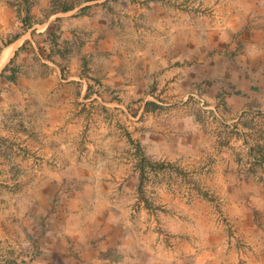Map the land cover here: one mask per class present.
<instances>
[{
    "label": "crops",
    "instance_id": "0c3cea01",
    "mask_svg": "<svg viewBox=\"0 0 264 264\" xmlns=\"http://www.w3.org/2000/svg\"><path fill=\"white\" fill-rule=\"evenodd\" d=\"M110 4L98 0L58 10L44 22L43 30L31 29L46 37L44 62L51 66L49 78L32 79L35 94L41 98L39 109L49 122L56 117L55 128L61 134L68 132L66 142H74L64 147V157L54 159L68 175L52 178L58 196L67 199L65 210L73 202L75 212H69L64 239L58 231L59 237L53 239L50 253L44 254L40 264H141L143 256L163 263L166 260L156 259L163 253L194 256L199 262L203 257L210 264H237L244 258L250 264H264V168L257 164L256 152L251 153L264 146V95L253 92V85L264 76V5L257 12L251 7L249 11L254 13L248 15V23L231 29L233 33L244 26L250 28L239 37L248 46V57L254 59L237 67L247 77L241 80L237 75V93L226 99L227 105L223 103L225 115L221 109L214 112L222 114L213 115L219 128L212 127L211 121L203 125L189 110L159 115L144 104L136 117L126 112L128 139H117L116 126L104 119L103 125L86 130V118L115 106L116 99L153 101L143 87L155 79V70L161 85L196 87L208 80L205 85L210 89L217 65L214 61L200 63L198 49H187L183 39L177 41L172 66L169 46L159 48L162 56L157 48L134 47L122 32L126 14L111 13ZM51 6V0H37L32 14L42 17L41 11L47 12ZM137 17L132 21H138ZM177 30L185 31L184 25ZM210 31L213 33L212 27ZM214 56L205 52L203 59ZM158 62L161 67L154 66ZM189 96L177 94L181 101ZM191 96L198 98L197 94ZM247 112L259 122L254 128L244 124ZM173 114L180 117L178 121L171 119ZM254 130L258 132L250 133ZM98 133L103 134L102 140L94 138ZM143 156L150 166H161L149 189L152 196L166 197L163 203L173 215L166 218L167 236L161 239L154 237L153 222L152 226L148 221L140 223L139 229L137 212L131 211L137 198L138 167L140 172L145 170ZM184 195L192 197L190 203ZM70 221L75 225L70 226Z\"/></svg>",
    "mask_w": 264,
    "mask_h": 264
},
{
    "label": "rangeland",
    "instance_id": "374dc122",
    "mask_svg": "<svg viewBox=\"0 0 264 264\" xmlns=\"http://www.w3.org/2000/svg\"><path fill=\"white\" fill-rule=\"evenodd\" d=\"M90 1L98 0H51V9L47 12L42 10L40 13L42 17L39 15L35 18L32 11L37 0H0V60L6 50L16 48L9 59L0 63V75L9 65L4 77L0 76V264L42 263L44 254H49L51 251L50 245L53 244V239L59 237L58 231L63 233L62 238L64 239L69 212H75L72 208V206L74 207L73 202H68V210H65L67 199L58 196L56 183L52 178L57 175H68L63 166L55 164L54 159L64 157L66 154L64 147L74 142H66L68 137L66 138L65 134L68 132L61 134L55 128L56 125L53 122L57 120L56 117L49 122V118L39 109L41 98L39 94H35L37 86L34 85L32 79L50 76L51 66L44 62L47 61L48 55L46 37L31 29L33 27L36 30H43L44 22L56 11L80 6ZM107 1L111 3L109 6L111 13L126 14L124 16L126 18L123 19L124 31L122 30V32L127 33L124 34V37L127 36L134 47L159 49L169 46L171 48L170 65L172 66L173 60L176 58L177 41L183 39L186 41L187 49H198V54L202 55L201 58L197 57L200 63L214 61L217 65V74L215 72L212 74L215 76L211 78L212 88L210 87V89L205 85V83H210L208 80L200 82L199 85L196 84V87L178 88L161 85L160 80L156 78V75L160 73L155 70V79L148 86L143 87L145 93H149L153 97V101L150 99V102L145 103L144 101H124V98L116 99L115 106H108L107 111H99L97 116L86 118V130H90L93 125H103L105 119L110 126L114 125L118 128L117 136L115 135L117 139L122 136L128 139V125L124 120V115L128 112L133 117L138 116L144 104H147L146 107L149 110L158 111L159 115L163 112L170 114L174 111L189 110L194 112L197 120L203 125L211 121L212 127H216L215 120L218 115L222 114L216 115L214 112L221 109V112L225 113L226 99L237 93L234 86L237 75L241 80L247 77V75L243 76L242 71L237 70V67H240L245 61L246 64H251L254 59L253 56L248 57L246 53L248 46L243 45L242 43L246 42H243L239 37L250 28L244 26L245 28L233 33L231 29L233 25L241 27L244 25L243 23H248L250 18L248 15L254 13L251 12L252 10L257 12L259 7H263L264 0ZM27 6L31 11L28 22H25ZM251 7L253 8L249 11ZM136 15L143 17L138 18ZM133 17H137L138 21H135L136 19L132 21ZM257 17L256 15L255 18ZM35 25L37 26L35 27ZM178 25H184L185 31L179 33ZM210 27H212L213 33L210 31ZM213 28H216L217 32ZM139 30L143 31L139 33ZM162 36L167 38H161ZM235 41L236 44H234ZM21 42L23 47L16 56L15 52ZM157 49L155 51L161 52L160 49ZM205 52L215 54V59L213 57L203 59ZM163 53L159 55L162 56ZM147 54L150 58V54ZM12 60L13 63L10 64ZM155 65L161 67L160 62ZM154 68L156 69V67ZM12 76H16L14 82L8 79ZM179 92L183 96L184 94L190 96L186 101L178 100ZM253 92L264 95V76L261 82L258 80L253 85ZM191 94H197L198 98ZM202 96H207L210 100H206ZM209 110L211 113H208ZM213 115L216 118H213ZM141 116L143 117V115ZM173 116L171 119L174 121H178L180 118L177 117V114H173ZM245 117L244 124L249 129L259 123L251 112H247ZM142 119L145 124V118ZM158 120L160 121L159 117L156 119V123ZM140 122L141 117H139L138 123ZM144 124L141 126L142 129H144ZM254 132L257 133L258 130L250 133ZM261 136L259 135L260 138ZM103 137V134L98 133L94 138L101 139ZM114 141L118 142L115 139ZM83 142L85 143V141ZM143 158L146 161H143L145 170L140 172V167H138L137 198L132 202L131 211L137 212L139 229L140 223L148 221L152 226L153 222L152 232L156 234L154 237L161 239V237L167 236L164 228L168 224L166 218L173 215L163 203L166 197L161 194L155 196V193L152 196L149 189L150 182L158 178L156 177L158 171L155 170H159L161 166H150L151 162L144 156ZM173 186L176 187L178 184L173 183ZM201 193L204 194L203 191ZM184 198L189 203L192 200V197L188 195H184ZM78 205L81 206V204ZM136 206L139 207V210H136ZM149 214L150 218L147 217ZM69 224L74 226L75 222L70 221ZM237 245H241L244 249L251 248L245 244L237 243ZM164 246L163 244V248ZM170 247L173 248V245ZM165 250L170 249L165 246ZM171 254L163 253L162 257L156 258L167 262L159 263L149 256H143L140 263L210 264V261L203 260V257H201L202 262H199L194 256L178 258L179 256L175 254L170 256ZM165 256L167 258H164ZM218 264L220 263L218 262ZM237 264L250 263L244 258Z\"/></svg>",
    "mask_w": 264,
    "mask_h": 264
},
{
    "label": "trees",
    "instance_id": "16d2710c",
    "mask_svg": "<svg viewBox=\"0 0 264 264\" xmlns=\"http://www.w3.org/2000/svg\"><path fill=\"white\" fill-rule=\"evenodd\" d=\"M64 10H67V8H64ZM30 7H26L25 8V12H26V17H25V22H28L27 20L29 19V15H30ZM13 63V60L11 61V63L10 64H12ZM9 66V65H8ZM8 66H6L5 68H4V70L2 71V73H1V76L2 77H4V74H5V72L8 70ZM9 80H11V81H15V79H16V76H12V77H10V78H8ZM256 152V154H257V157H256V162H257V164H259L260 166H262L263 168H264V146H258L256 149H251V153H253V152Z\"/></svg>",
    "mask_w": 264,
    "mask_h": 264
},
{
    "label": "bare ground",
    "instance_id": "6f19581e",
    "mask_svg": "<svg viewBox=\"0 0 264 264\" xmlns=\"http://www.w3.org/2000/svg\"><path fill=\"white\" fill-rule=\"evenodd\" d=\"M16 48H12V49H8V50H6L5 52H4V54H3V56H2V59L0 60V63L2 64L3 62H5L7 59H9L11 56H12V54H13V52H14V50H15Z\"/></svg>",
    "mask_w": 264,
    "mask_h": 264
}]
</instances>
